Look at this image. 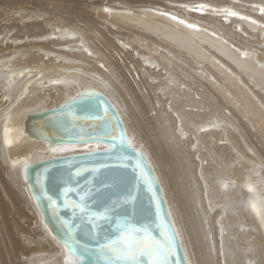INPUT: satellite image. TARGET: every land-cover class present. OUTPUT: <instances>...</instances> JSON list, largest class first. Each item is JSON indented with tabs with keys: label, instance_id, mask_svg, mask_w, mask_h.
Wrapping results in <instances>:
<instances>
[{
	"label": "bare ground",
	"instance_id": "obj_1",
	"mask_svg": "<svg viewBox=\"0 0 264 264\" xmlns=\"http://www.w3.org/2000/svg\"><path fill=\"white\" fill-rule=\"evenodd\" d=\"M84 2L0 0L1 263L76 259L26 167L109 146H50L25 122L97 91L153 166L187 263L264 264V211L251 207L264 201V0Z\"/></svg>",
	"mask_w": 264,
	"mask_h": 264
},
{
	"label": "water",
	"instance_id": "obj_2",
	"mask_svg": "<svg viewBox=\"0 0 264 264\" xmlns=\"http://www.w3.org/2000/svg\"><path fill=\"white\" fill-rule=\"evenodd\" d=\"M25 130L50 146H109L26 167L47 225L76 257L71 264H134L129 251L145 238L153 254L137 255L140 264H188L155 170L105 94L92 91L33 113Z\"/></svg>",
	"mask_w": 264,
	"mask_h": 264
},
{
	"label": "snow or ice",
	"instance_id": "obj_3",
	"mask_svg": "<svg viewBox=\"0 0 264 264\" xmlns=\"http://www.w3.org/2000/svg\"><path fill=\"white\" fill-rule=\"evenodd\" d=\"M261 11L264 12V8H262ZM231 15L235 16V15H237V13L233 12V13H231ZM172 19H176V18L172 17ZM244 19H247V17H244ZM181 23H183V21H181ZM253 23H255V21H253ZM189 27H194V26L189 25ZM148 239H150V238H145V241L141 242L142 246H141V244H138L136 249H132L129 251V256L133 260L134 264H140V262L136 259L137 255L151 256L153 254L151 246L147 243ZM151 264H162V262L158 261V260H153V261H151Z\"/></svg>",
	"mask_w": 264,
	"mask_h": 264
},
{
	"label": "rangeland",
	"instance_id": "obj_4",
	"mask_svg": "<svg viewBox=\"0 0 264 264\" xmlns=\"http://www.w3.org/2000/svg\"><path fill=\"white\" fill-rule=\"evenodd\" d=\"M51 1H59V0H51ZM81 1L84 2V0H81ZM93 1L96 2L97 0H93ZM98 1H101V0H98ZM103 1H105V0H103ZM106 1H108V0H106ZM111 1H112L111 3H115V2H113V0H111ZM125 1H128V4L132 5L133 7L136 6V7H134L135 9L136 8H142L143 9L144 7H146L144 5H148V6L151 5V2L146 3V1H155V0H125ZM161 1H163V0H158V3H160ZM84 3L85 4L83 6H86V5L89 6L88 3H86V2H84ZM34 5L35 4H33V3H29V6L27 8H25V9H29V10L33 9L34 10V9L38 8L37 5H35V6ZM2 7H4L5 9L6 8L7 9H14V11L24 10V9L17 8V5H14L12 7L5 5V6H2ZM94 13H93V18L96 19V20H99L100 18ZM260 145H261V143H259V146ZM0 264H2L1 263V258H0Z\"/></svg>",
	"mask_w": 264,
	"mask_h": 264
},
{
	"label": "clouds",
	"instance_id": "obj_5",
	"mask_svg": "<svg viewBox=\"0 0 264 264\" xmlns=\"http://www.w3.org/2000/svg\"><path fill=\"white\" fill-rule=\"evenodd\" d=\"M221 186H222V188L227 189L228 188V182L222 181ZM249 190L254 192L255 188L252 186H249ZM251 207L257 212L264 211V201H253L251 204Z\"/></svg>",
	"mask_w": 264,
	"mask_h": 264
}]
</instances>
